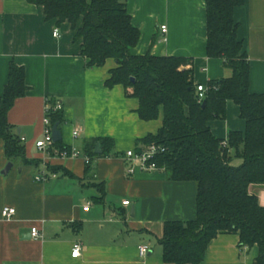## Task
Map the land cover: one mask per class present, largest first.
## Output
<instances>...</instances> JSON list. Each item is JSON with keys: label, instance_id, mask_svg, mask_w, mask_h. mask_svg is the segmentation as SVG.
<instances>
[{"label": "crops", "instance_id": "1", "mask_svg": "<svg viewBox=\"0 0 264 264\" xmlns=\"http://www.w3.org/2000/svg\"><path fill=\"white\" fill-rule=\"evenodd\" d=\"M126 10L140 31L131 54L191 58L195 86L231 77L222 59L206 56L203 0H126ZM233 18L249 62V93L264 95V0H242ZM74 37L69 23L46 20L42 8L27 0H0V104L13 62L24 69L27 91L7 120L23 140L25 158L39 162L8 161L0 140V264H166L158 244L163 223L195 218L196 184L169 180L158 169L142 171L125 158L138 140L160 129L162 112L154 121L140 120L137 99L127 97L120 85L105 86L116 62L87 67L81 41ZM48 100L61 106L64 158L35 147L43 136ZM209 127L216 138L226 140L232 131L243 132L245 122L238 107L227 102L224 119ZM102 140L112 141L116 156L93 159L86 173L85 154L90 149L95 153L99 144L101 155ZM73 151L77 158L70 157ZM8 163L12 168L2 175ZM43 171L47 179L36 182ZM126 200L130 204L123 206ZM6 207L15 210L9 221L1 216ZM32 227L40 239L31 238ZM75 244L81 246L78 258L71 257ZM139 247L147 248L144 257ZM257 255L255 246L240 248L237 235L220 234L200 264H253Z\"/></svg>", "mask_w": 264, "mask_h": 264}, {"label": "trees", "instance_id": "2", "mask_svg": "<svg viewBox=\"0 0 264 264\" xmlns=\"http://www.w3.org/2000/svg\"><path fill=\"white\" fill-rule=\"evenodd\" d=\"M27 1L42 8L46 20L70 24L74 39L81 41L80 56L87 60V67H102L108 59L116 62L105 86L120 85L127 97L137 99L140 120L154 121L162 112L160 129L138 140L134 151L155 146L157 152L150 163L156 169L169 180L196 184L195 218L163 223L158 239L163 262L200 264L214 238L234 234L240 248L258 249L253 264H264V206L251 191L252 187L264 188V95L249 93V62L233 18L242 0H203L206 56L222 59L232 75L208 82L202 101L193 82L191 58L131 54L140 31L131 23L126 0ZM26 91L24 69L11 62L0 104V140L8 161L38 166L39 162L25 158V147L7 120L15 101ZM227 102L238 107L245 129L232 131L221 140L212 134L209 123L224 119ZM47 103L50 108L45 117L50 128L55 124L59 127L61 108L54 110L55 101ZM100 144L101 155L91 149L85 154L90 160L86 173L93 159L116 156L111 154V140ZM53 146L59 153H67L61 142ZM232 153L242 161L240 166L230 165ZM103 195L96 201H102Z\"/></svg>", "mask_w": 264, "mask_h": 264}, {"label": "built area", "instance_id": "3", "mask_svg": "<svg viewBox=\"0 0 264 264\" xmlns=\"http://www.w3.org/2000/svg\"><path fill=\"white\" fill-rule=\"evenodd\" d=\"M161 32L165 33L166 32V27L165 26H161L160 27ZM53 37L54 38H58L59 37V31L58 29H54L53 31ZM196 92L198 94V98L200 101H202L205 97V92H206V86L204 85H197L196 86ZM49 106L46 105L45 106V114L48 112L49 110ZM54 110H59L61 108L60 104L57 103L55 104V106L53 107ZM44 132H43V136L41 139L37 140L35 142V147L36 149L46 155L49 153L53 152L54 156H58L61 158L67 157L65 152H58L56 151V149H54V142L52 139V133H51V128H50V124L48 121V118L45 117L44 118ZM77 132H73V136L76 137ZM23 141V140H22ZM223 145H225V142H223ZM157 152V148L155 146H149L146 147L142 152L140 153H136L134 150H130L127 151L125 153V158L130 161L131 163L137 165V167L142 170V171H149V170H153L156 169L155 165L153 163H150V160L153 158V156L155 155V153ZM71 158H77L78 157V153L73 151L71 152ZM46 159L44 158L43 160V164H45ZM84 163L87 165L90 163V160L88 157H84ZM47 179V176L44 174V171L41 172L40 174H38L35 177V181L36 182H44ZM130 204V202L128 200L122 202L123 206H128ZM84 211H88V206H86L84 209ZM15 214V210L13 208H3L2 212H1V216L3 218V220L9 221L13 218ZM30 236L32 239L36 240V239H40L41 235L38 231L37 228L32 227L30 230ZM80 251H81V246L80 244H75L72 247V251H71V257L72 258H78L80 256ZM139 251V255L144 257L147 253V248L146 247H139L138 249Z\"/></svg>", "mask_w": 264, "mask_h": 264}, {"label": "water", "instance_id": "4", "mask_svg": "<svg viewBox=\"0 0 264 264\" xmlns=\"http://www.w3.org/2000/svg\"><path fill=\"white\" fill-rule=\"evenodd\" d=\"M132 81H133V80H132ZM204 105H205V103L203 102V103H202V106H204ZM51 133H52V139H53V142H54V143H57V142H60V141H61V133H60V131L58 130V124H55V125L52 127V129H51ZM98 149H99V144L96 145V150H95V153H96V154L99 153ZM11 168H12V164H11V163H8V164L5 166L4 170L1 172V174H2V175H6V174L9 172V170H10ZM130 212H131V217H132L133 208H131Z\"/></svg>", "mask_w": 264, "mask_h": 264}, {"label": "rangeland", "instance_id": "5", "mask_svg": "<svg viewBox=\"0 0 264 264\" xmlns=\"http://www.w3.org/2000/svg\"><path fill=\"white\" fill-rule=\"evenodd\" d=\"M241 160L235 156L234 153L231 154L230 165L233 167H238L241 165ZM251 191L258 197L259 203L264 205V188L252 187Z\"/></svg>", "mask_w": 264, "mask_h": 264}]
</instances>
